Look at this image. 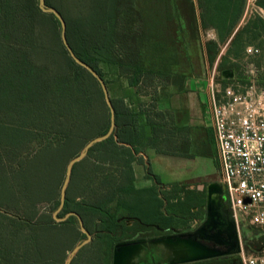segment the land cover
Instances as JSON below:
<instances>
[{"label": "trees", "instance_id": "obj_1", "mask_svg": "<svg viewBox=\"0 0 264 264\" xmlns=\"http://www.w3.org/2000/svg\"><path fill=\"white\" fill-rule=\"evenodd\" d=\"M44 2L62 16L66 40L74 55L102 79L101 64L116 66L130 88L139 87L147 74L153 79L155 75L156 79L160 74L165 76L171 67L166 54H175L176 38L186 37L188 41L198 43L199 34L212 29L216 40H207L201 47L197 44L196 51L203 49L207 63L212 64L220 48L226 45L217 65L220 83L223 86H251L249 77L242 74V67L251 64L256 70L255 86L264 90V19L256 13L244 19L247 0ZM252 2L264 11V0ZM59 33L58 20L53 14L41 11L38 0H0V91L8 90L9 103L11 98L13 102L12 106H2L0 114L2 117L17 116L18 121H22L21 126L62 138L58 147L52 143L42 144V159L46 166L54 164L58 157L60 162L81 128L91 124L92 129L103 135L109 124L108 117L100 121L96 100L86 88L87 81L95 82L94 78L72 60L60 43ZM165 37L169 43L163 60L166 48L162 39ZM247 48L254 53L242 64V59L248 56ZM151 55L155 59L151 60ZM227 70L232 71L229 80L221 77ZM183 80L177 85L180 92L186 81ZM109 99L114 110L113 132L107 139L94 144L86 157L73 167L70 182L76 178L78 167L87 163L86 171L78 172V178L83 177L82 186L78 185L81 192L70 198L67 191L60 211V216L69 212L78 214L85 228L94 234L90 244L78 252L72 264L86 251L87 264H111L115 243L170 233L185 224V220L187 224L201 221L205 215V189L202 196L194 192V197L186 196L185 202L173 204L168 214H163L155 186L159 180L149 166L145 167V177L152 179L154 185L136 188L132 165L142 161L135 156L142 151L140 139L148 136L153 139L158 124L145 116L146 134L142 133L143 128L136 121V116L142 112L132 110L122 98ZM148 148L166 154L155 145ZM100 169L105 176L102 182L96 183ZM55 170L45 175L54 181L61 175ZM35 190L38 200L53 199L52 206L58 207V194L53 195L55 188L44 185L41 192ZM26 202L24 217L1 214L0 264H62L67 251L65 243L60 240L56 245L52 240L60 226L51 219L32 224L29 217L34 206ZM194 208L198 210L196 214ZM73 221L74 217L70 216L60 225ZM244 228L241 229L244 248L248 250L250 245ZM258 236L264 239V232H258ZM187 264L239 262L218 257Z\"/></svg>", "mask_w": 264, "mask_h": 264}, {"label": "rangeland", "instance_id": "obj_2", "mask_svg": "<svg viewBox=\"0 0 264 264\" xmlns=\"http://www.w3.org/2000/svg\"><path fill=\"white\" fill-rule=\"evenodd\" d=\"M252 13L260 15L264 19V11L254 6L252 0H247L244 19L248 18ZM207 33L203 32L199 34L198 43H195L194 41L190 42L186 37L176 38L174 41L175 54H166L168 57V63L171 65L170 73L165 76L160 74L157 79L155 77L157 75H155L153 79L149 76L151 74H147L143 77L141 85L137 88L128 87L125 77L118 72L116 66L105 64L100 65L103 79L108 82L105 86L109 98H122L126 105L131 106L132 110L134 109L138 111L139 109L142 112L141 115L138 113L136 116V121L139 126L143 128L141 132L146 134L143 122L145 116L158 124L156 125L155 132L152 134L153 139H151L150 136H148V138L142 137L140 139L141 144L139 145V149L142 151L135 154V156L142 161L140 164L135 162L132 165V168L133 172H136V174L134 173V184L136 188H145L147 183H152L151 185H154L152 179L142 175V173L145 174L146 172V166H149L151 173L157 176L159 182L155 186L158 191L157 194L159 195V200L162 204L161 211L163 214H168V209L171 210L173 204L185 202L186 196L194 197V192L202 196V191H204L205 185L218 178V163L215 156L214 145L207 140L206 134L201 132L197 127H193L191 131L193 134L197 132L199 136H201V139H198L196 136L192 135V133L189 138L188 128L181 126V121L184 119L183 113L180 112L181 114H177L176 112L170 111L165 105L166 103L172 102L170 93L172 90L179 91L178 89L180 86L177 85L179 83L181 84L182 81H184L183 79L186 80L188 77L198 73L199 78L204 80V90L199 88V99H196L200 108L199 121L201 127L204 128V126H208L207 123L209 122V116L205 101V85H207L212 76H214L213 81L219 83L217 65L221 56L225 53L226 45H223L220 48V52L214 62L208 64L206 59H203L202 54L204 53L199 50L196 51L197 44L201 47V45L203 46V44L211 38L210 33ZM59 36L60 43L63 46L60 33ZM167 40L166 37L162 39V44L166 48L162 57L163 60L165 59V53L168 49L169 42H167ZM253 53L254 51L251 50V48H247L246 54L248 56L243 58L241 63L244 64L247 58ZM150 59L153 60L155 57L151 55ZM194 67L195 69L192 70ZM214 67H216V73L214 72L213 75ZM242 72V74L249 77L250 84L253 87L248 91L252 92V96L257 95L258 88L255 86L254 82L256 75L255 67L251 64L247 66L245 65L242 67ZM94 80L96 83L93 81H87L86 88L96 100V111L99 113L100 121L103 122L105 121V118L108 117L109 128V109L106 105L99 82L95 78ZM216 88L222 91L219 95L226 96L221 86H217ZM242 92L243 88L236 85L229 97V102H232L235 96H240L242 98L245 92L243 95L238 94ZM9 97L10 94L8 93V90L0 91V108H2V106L6 107L7 104L10 106L13 105L12 98L10 99L11 104L9 103ZM254 100L257 99L253 97L252 102H254ZM2 116L3 115L0 114V118ZM18 119L17 116H6L0 119V222L2 221L1 214L4 213L8 217L26 216L27 213L24 209L27 206L26 201H28L29 204H33L34 206V212H30L31 217H29L30 222H34L32 224L42 223L41 221L43 220L48 221L51 219L54 224L60 226L57 236L56 234H53L52 240L56 245L59 244L60 240L65 243L67 251L64 253L62 264H65L68 256L71 255L73 250L82 244L81 248L72 257L70 261V264H72L78 257V252L90 244L94 234L85 228L82 218L79 216L84 231L90 235V240L86 242L87 237L81 230L78 219L73 215H69L70 213L75 212H69L64 216H60L61 209L59 210V205L62 189L64 187H66L64 200L67 191L70 198L76 197L81 192L79 187L82 186L83 177L78 178V172H80V170L81 173L85 172L87 169V163H83V165L79 166L76 170V178H78V180L74 178V180L70 182L72 170L76 164L86 157L89 149L93 145L88 149L85 157L73 165L68 182H66L67 167L69 162L83 151L85 145L90 140L102 135L98 134L99 131H97V129H92L91 124L83 129L81 128L79 135L76 138L73 137L71 145L67 147L68 150H66L60 162L58 163V157L54 164L52 163L51 165L46 166L42 159V144L52 143L53 146L58 147L62 144V138L58 135L47 136L42 131L35 128H28L26 125L21 126L22 121H18ZM152 145H155V148L158 150L165 152L166 154L162 155H165L166 159L157 156L154 153H147V159L145 151ZM179 157L186 159L177 160ZM176 161H178V164L180 165L175 164ZM105 168L109 169V167ZM52 170H55L56 172L60 171L61 173L60 177H56L54 181L52 178L45 175L46 172H52ZM100 172L101 175L96 179V183H100L104 179V172L101 169ZM176 178H179V180H175ZM47 181L50 184L47 183ZM44 185L56 189L53 195L58 194L56 199H58L59 205L57 208L52 206L53 199L47 201L43 198H40V200L37 199L38 193H36L35 188L41 192ZM70 186L71 188H69ZM193 212L196 214L198 210L194 208ZM70 216L74 217L72 223H67L63 226L60 225L61 222L66 221ZM184 222L185 224H181L175 230L188 231L198 224V220L189 222L188 224L186 223V220ZM244 226L246 225H240L239 231H241ZM258 232H264V228H253L251 233H249L251 237L247 239V244L250 245L248 250L244 248V243L241 238L245 253L251 254L254 253L255 250L260 251V248L264 246V239H260ZM87 256L88 252L86 251L79 256L75 264H87ZM238 262L240 264V261Z\"/></svg>", "mask_w": 264, "mask_h": 264}, {"label": "built area", "instance_id": "obj_3", "mask_svg": "<svg viewBox=\"0 0 264 264\" xmlns=\"http://www.w3.org/2000/svg\"><path fill=\"white\" fill-rule=\"evenodd\" d=\"M213 78L205 85V101L216 150L218 182L224 187L236 226L264 228V90L257 87L258 94L252 96L248 91L252 86L242 87L243 92L238 94L245 92L243 97L235 96L229 102L236 85L223 86ZM217 86L226 96L219 95L222 91ZM253 97L257 99L254 102ZM238 261L264 264V246L251 254L242 248Z\"/></svg>", "mask_w": 264, "mask_h": 264}, {"label": "water", "instance_id": "obj_4", "mask_svg": "<svg viewBox=\"0 0 264 264\" xmlns=\"http://www.w3.org/2000/svg\"><path fill=\"white\" fill-rule=\"evenodd\" d=\"M38 7L45 13L53 14L58 20L61 41L65 50L77 65L86 69L99 82L110 113V125L107 132L90 140L83 151L69 162L66 176V182H68L73 165L85 157L86 152L92 145L107 139L112 134L114 110L102 78L88 65L80 61L67 43L65 22L62 16L55 8L46 6L44 0H39ZM221 77L226 80L231 79L232 71L222 72ZM65 188L62 189L59 210L63 206ZM225 200L224 187L218 181L208 183L205 186V215L202 222L195 229L185 232L173 230L169 234L117 242L112 248L111 264H187L218 257H229L233 262H237L238 254L243 248L241 235ZM69 215H73L78 219L79 226L87 237L86 242H88L90 235L84 231L79 215L76 213H70ZM207 243L213 245L210 246ZM81 245L73 250L65 264H70L72 257L81 248Z\"/></svg>", "mask_w": 264, "mask_h": 264}, {"label": "crops", "instance_id": "obj_5", "mask_svg": "<svg viewBox=\"0 0 264 264\" xmlns=\"http://www.w3.org/2000/svg\"><path fill=\"white\" fill-rule=\"evenodd\" d=\"M207 32H209L211 36V38L209 36L210 39L208 40H216V34L214 30L210 29V30H207L205 33ZM202 53H204L202 55H203V59L205 60L206 56H205L204 50H202ZM199 88H201V90H204V80L199 78L198 73H195L194 75L186 79L183 90L181 92L172 90V92L170 93V98H172V102L166 103L165 105H166V108L170 111L176 112L177 114H181L180 112L183 113L184 119L181 121V126L188 128L189 138L192 133L191 131L192 128L197 127L201 132L206 134L207 140L214 145L210 123L209 122L207 123L208 126L203 125L204 128L201 127L200 125V121H199L200 108L198 106V102L196 101V99H199V95H198V92H200ZM192 135L196 136L198 139H201V136H199L197 132L195 134L192 133ZM214 149H215V146H214ZM147 153H154L155 155L166 159L165 155L158 154L155 152L154 149H151V148L146 149L145 156ZM215 156H216V150H215ZM181 158L182 157H179L177 160L186 159V158H182V159ZM175 164L180 165L178 164V161H176ZM134 173L136 174V172ZM142 175H145V174L142 173ZM175 180H179V178H176ZM216 181H218V178L214 179L212 182H216ZM151 184L147 183L145 185V188L152 186Z\"/></svg>", "mask_w": 264, "mask_h": 264}, {"label": "flooded vegetation", "instance_id": "obj_6", "mask_svg": "<svg viewBox=\"0 0 264 264\" xmlns=\"http://www.w3.org/2000/svg\"><path fill=\"white\" fill-rule=\"evenodd\" d=\"M226 201V200H225ZM226 203H227V201H226ZM228 204V203H227ZM229 207V206H228ZM202 222V220L201 221H198V224L194 227V228H192V229H190V230H188V231H191V230H193V229H195L200 223ZM245 227V228H244ZM244 227H242V228H244L245 230H246V232H247V234H246V238L248 239V238H250L251 236L249 235V233H251V230H252V227H250V226H244ZM173 231V230H172ZM177 232H185V231H179V230H176ZM187 231V230H186ZM170 233H172L171 231H170ZM240 235H241V238H242V240H243V243H244V239H243V233H242V230L240 231ZM164 234H169V233H164ZM162 235V234H161ZM158 236V235H157ZM133 239H135V238H133ZM243 243H242V247H243ZM208 245H210V246H212L213 244H211V243H207Z\"/></svg>", "mask_w": 264, "mask_h": 264}]
</instances>
